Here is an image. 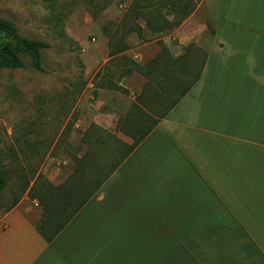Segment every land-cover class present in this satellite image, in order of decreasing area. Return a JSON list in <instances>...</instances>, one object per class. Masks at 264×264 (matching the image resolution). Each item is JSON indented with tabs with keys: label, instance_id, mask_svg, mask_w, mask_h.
<instances>
[{
	"label": "crops",
	"instance_id": "obj_1",
	"mask_svg": "<svg viewBox=\"0 0 264 264\" xmlns=\"http://www.w3.org/2000/svg\"><path fill=\"white\" fill-rule=\"evenodd\" d=\"M200 81L47 243L18 206L0 264H264V0H207Z\"/></svg>",
	"mask_w": 264,
	"mask_h": 264
},
{
	"label": "rangeland",
	"instance_id": "obj_2",
	"mask_svg": "<svg viewBox=\"0 0 264 264\" xmlns=\"http://www.w3.org/2000/svg\"><path fill=\"white\" fill-rule=\"evenodd\" d=\"M0 19L23 38L50 45L42 52L44 72L35 71L27 57L25 68L0 71V152L7 181L0 191V220L18 206L38 227H44L43 209L33 195L65 184L87 139L103 142L93 148L99 161L115 140L133 143V136L119 130L120 122L131 128L139 121L135 100L146 78L133 71V63L147 65L163 47L173 59L187 53L182 80L189 83L215 30L207 0H0ZM8 41L0 34V49ZM165 85L156 82L144 97H161Z\"/></svg>",
	"mask_w": 264,
	"mask_h": 264
},
{
	"label": "trees",
	"instance_id": "obj_3",
	"mask_svg": "<svg viewBox=\"0 0 264 264\" xmlns=\"http://www.w3.org/2000/svg\"><path fill=\"white\" fill-rule=\"evenodd\" d=\"M0 34H5L10 38L7 45L0 49V71L25 68L23 57H27L35 71L44 72L42 52L50 49L49 44L23 38L14 24L2 19H0ZM112 56H114L113 53ZM186 57L187 53L178 59H173L167 48L163 47L161 53L147 65L139 66L133 63V71L140 72L146 78L144 91L135 100L139 121L131 128H128L125 124L128 121L122 124L120 122L119 128L122 133L133 136V143L127 145L115 140L113 146L103 149L106 157L104 160L99 161L98 156L93 153V148L95 150L97 146L104 147L103 142L100 140L93 143L87 139V150L81 158L75 159L76 168L65 184L60 187L51 185L50 189L52 191L33 195V198L39 201L43 209L42 223L44 225V227L35 226V228L47 243H52L60 235L85 204L93 198L98 190L130 157L133 151L149 137L160 122L168 117L200 81L207 54L189 83L182 80L188 75ZM197 58H199L198 55H196ZM160 80L166 84V87H162L164 93L162 92L161 97H144L151 92L154 84L160 82ZM172 92L173 94L177 93V97H169ZM71 184L75 185L74 189L69 187ZM6 185L7 181L3 173L2 154L0 152V191Z\"/></svg>",
	"mask_w": 264,
	"mask_h": 264
}]
</instances>
